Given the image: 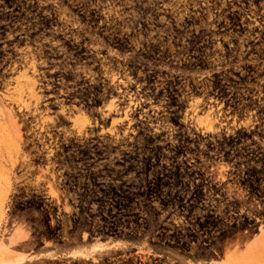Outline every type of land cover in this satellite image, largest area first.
Segmentation results:
<instances>
[{"label": "rangeland", "instance_id": "rangeland-1", "mask_svg": "<svg viewBox=\"0 0 264 264\" xmlns=\"http://www.w3.org/2000/svg\"><path fill=\"white\" fill-rule=\"evenodd\" d=\"M0 264H264V0H0Z\"/></svg>", "mask_w": 264, "mask_h": 264}]
</instances>
